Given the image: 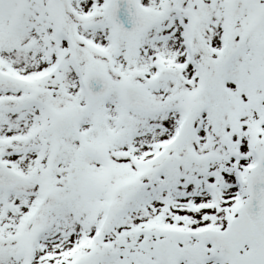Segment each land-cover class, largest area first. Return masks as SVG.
Returning a JSON list of instances; mask_svg holds the SVG:
<instances>
[{
    "label": "snow or ice",
    "instance_id": "obj_1",
    "mask_svg": "<svg viewBox=\"0 0 264 264\" xmlns=\"http://www.w3.org/2000/svg\"><path fill=\"white\" fill-rule=\"evenodd\" d=\"M0 264H264V0H0Z\"/></svg>",
    "mask_w": 264,
    "mask_h": 264
}]
</instances>
